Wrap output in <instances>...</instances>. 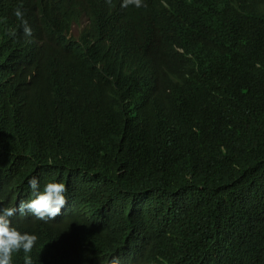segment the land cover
I'll return each mask as SVG.
<instances>
[{
    "label": "trees",
    "instance_id": "16d2710c",
    "mask_svg": "<svg viewBox=\"0 0 264 264\" xmlns=\"http://www.w3.org/2000/svg\"><path fill=\"white\" fill-rule=\"evenodd\" d=\"M4 1L32 35L15 10L0 18V208L32 199L33 176L65 183L72 203L47 222L11 218L38 237L33 264H264V0H235L216 29L201 23L216 0H163L144 40L191 20L184 53L157 65L143 47L108 52L102 76L87 71L91 2L76 13L83 0ZM137 100L149 111L126 113Z\"/></svg>",
    "mask_w": 264,
    "mask_h": 264
},
{
    "label": "clouds",
    "instance_id": "9594fccd",
    "mask_svg": "<svg viewBox=\"0 0 264 264\" xmlns=\"http://www.w3.org/2000/svg\"><path fill=\"white\" fill-rule=\"evenodd\" d=\"M45 1V0H44ZM43 1V2H44ZM163 0H157L152 6H147L145 0H83L80 5H77L73 10L76 13L82 11L87 2H91L95 10L100 13L101 19L94 29L84 38L86 51L93 53L97 57V62L87 65V71H91L98 76L110 75L114 72L111 62L105 57L106 53L112 51L128 50L136 47L145 48L151 55L153 61L157 65H161L165 61L176 59L177 56L184 53L182 39L188 24L191 20H186L178 23H166L162 29H158L157 34L162 37L159 43L145 44L144 38L151 34L150 26L154 25L156 19H150L148 26H145L147 17L153 10H147L151 7L159 5ZM190 4L196 5L200 0H186ZM213 0H207L205 10L213 9ZM215 14L202 18L201 23L211 29L220 27L225 20L226 15L235 12V0H216ZM21 7L14 9V15L21 20L24 25V33L26 36L32 35V30L28 26V22L23 19ZM128 8L134 14L130 19L122 18L118 15L117 10ZM12 11V12H13ZM144 11V16L140 17L139 13ZM12 12L7 13L5 9V1L0 5V18L8 17ZM89 23L88 18L82 19L80 22H73L69 37L78 38L82 29ZM246 23L241 24L244 32ZM77 26V29L74 28ZM178 34H183L182 37H177ZM174 37V39H173ZM93 58V63H94ZM107 102L112 106H118L117 98L107 97ZM139 108H144L149 111L142 100L132 102L127 108L126 113L137 111ZM28 184L32 189L33 198L29 200H20L16 206H8L0 208V264H12V256L14 252H24V264H33V260L29 255L37 243L38 237L34 234L21 232L13 225L12 217L18 212L20 215L31 213L33 217L42 221L55 220L66 216L71 202H67L68 188L65 183L57 180H48L43 188H40L38 179L33 176ZM112 259V260H111ZM123 258L118 256L113 258L108 257L106 264H121ZM104 264V263H103Z\"/></svg>",
    "mask_w": 264,
    "mask_h": 264
},
{
    "label": "bare ground",
    "instance_id": "6f19581e",
    "mask_svg": "<svg viewBox=\"0 0 264 264\" xmlns=\"http://www.w3.org/2000/svg\"><path fill=\"white\" fill-rule=\"evenodd\" d=\"M20 3H21V2H20ZM22 3H23V2H22ZM204 5H205V3H204ZM177 6H178V5H177ZM202 6H203V5H202ZM22 8H23V7H22ZM201 8H202V7H201ZM12 9H13V8H12ZM203 9H204V8H203ZM177 10H178V9H177ZM201 10H202V9H201ZM201 10H199V11H201ZM209 10H210V9H209ZM205 11H206V10H205ZM211 11H212V10H211ZM10 12H11V11H10ZM203 12H204V11H203ZM208 13H209V12H208ZM183 14H184V13H183ZM202 14H203V13H202ZM202 14H201V15H202ZM23 15H24V14H23ZM198 16H199V15H198ZM202 16H203V15H202ZM23 18H24V17H23ZM9 19H10V18H9ZM11 19H12V18H11ZM16 19H17V18H16ZM16 19H15V20H16ZM25 19H26V17H25ZM198 21H199V19H198ZM196 22H197V21H196ZM161 38H162V37H161ZM145 39H146V38H145ZM146 40H147V39H146ZM144 42H145V40H144ZM160 42H161V41H160ZM145 44H146V42H145ZM140 49H141V48H140ZM160 81H161V80H160ZM32 133H33V132H32ZM68 198H69V197H68ZM68 198H67V199H68ZM79 209H80V208H78V210H79ZM90 259H91V258H90ZM148 263H149V262H148ZM162 264H163V263H162Z\"/></svg>",
    "mask_w": 264,
    "mask_h": 264
},
{
    "label": "rangeland",
    "instance_id": "374dc122",
    "mask_svg": "<svg viewBox=\"0 0 264 264\" xmlns=\"http://www.w3.org/2000/svg\"><path fill=\"white\" fill-rule=\"evenodd\" d=\"M75 29H77V26H74Z\"/></svg>",
    "mask_w": 264,
    "mask_h": 264
}]
</instances>
